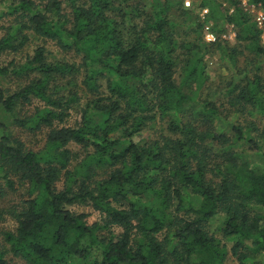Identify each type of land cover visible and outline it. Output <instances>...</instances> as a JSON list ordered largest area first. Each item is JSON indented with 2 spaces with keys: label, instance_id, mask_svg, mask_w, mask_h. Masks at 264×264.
Segmentation results:
<instances>
[{
  "label": "trees",
  "instance_id": "trees-1",
  "mask_svg": "<svg viewBox=\"0 0 264 264\" xmlns=\"http://www.w3.org/2000/svg\"><path fill=\"white\" fill-rule=\"evenodd\" d=\"M183 1L7 5L14 21L0 60L33 34L81 61L50 58L40 45L25 62H0V76L18 80L0 86V179L26 191L0 208V222L17 223L0 237V264L9 252L28 264H227L223 239L239 264H264V43L252 10L264 11V0H223L232 12L200 0L204 17ZM229 23L245 49L205 39ZM246 47L252 58L239 68ZM212 48L231 71L218 84L207 72ZM74 110L82 118L69 125ZM4 115L46 130L44 146L27 147ZM159 122L166 131L135 138ZM74 205L99 218L90 223Z\"/></svg>",
  "mask_w": 264,
  "mask_h": 264
},
{
  "label": "rangeland",
  "instance_id": "rangeland-1",
  "mask_svg": "<svg viewBox=\"0 0 264 264\" xmlns=\"http://www.w3.org/2000/svg\"><path fill=\"white\" fill-rule=\"evenodd\" d=\"M247 2L248 0H244ZM11 2V0H0V37L4 35V33L7 30V27L14 21L13 16L5 15L4 12L6 11L7 5ZM219 2H223V0H219ZM200 0H184L183 4L186 7L194 8L196 12L199 13L202 17H204V14L208 12L207 8H200L199 7ZM244 3V2H243ZM224 7L227 8L229 12H232V5L229 2H223ZM206 10V11H205ZM252 10H256L258 15L261 14V19H258V26L262 29V42L264 43V11L263 9L257 7L256 9L252 7ZM210 27H212V24L209 23ZM211 31L215 35V39L210 40L206 37V33L208 30H205V39L207 41H215L217 37H220L221 39H225L228 41L229 45L231 46H237L240 47V49H245L243 44L239 43V40H237V33L238 28L234 24H225L223 31H212V28H210ZM29 33V32H28ZM45 46L50 52L49 57L52 58L55 56L59 59H66V60H76L77 62H80V57H77L75 53H65L62 49H60L55 42L53 41H47L46 39L39 38L33 34L30 35V40L28 44L25 46L24 50L20 54H13V53H7L1 57V64L5 65L13 58H16L19 62H25L27 55H33L35 50L40 46ZM247 48V47H246ZM252 58V55L247 48L245 51V54H239L238 56V67L243 68L245 67V64L248 63V61ZM207 59V72L211 78V81H213L214 84H218L222 79L229 78L230 77V66H228V63L225 59L222 58V56L218 53V51L215 48H212L209 51V54L206 56ZM264 73V72H263ZM253 75V74H251ZM18 80H16L13 77H1L0 76V86L14 89L17 87ZM86 99H82V103L84 104ZM38 105V101H34L32 105L26 106L23 111H19L18 114H24L25 112L32 113L35 106ZM79 109L81 106H78ZM7 115H4V117ZM9 116V115H8ZM5 119V121L9 124L10 130L12 134L21 140L25 142L27 147L30 149L38 150L41 149L45 142H46V133L47 131L44 130L43 132H32L29 129L21 128L13 123L12 118L9 116ZM82 118L81 110H74L72 111L71 117L68 119L67 124L69 125H77ZM262 126H264V121ZM162 131H166V125H164L162 122H159L155 127L144 130L140 135L136 136V139H146V138H154L157 134H159ZM71 147L74 149V151L78 152L80 154L79 158L84 155L85 152H83L82 148L78 145H71ZM17 190H10L8 189L7 185L5 184L4 180L0 179V208L7 206L10 203H17L26 196V191L23 187L18 186ZM73 210L77 212H87L90 214L88 220L89 222H93L99 218V214L97 211H95L91 206H80V205H74L71 207ZM17 227V223L15 220L11 219L10 217H7L4 221L0 222V237L3 238V233L6 231H14ZM223 242L227 245V258L226 263L227 264H239L235 256L232 254V246L234 244L233 240L230 239H223ZM9 248V245L6 246ZM7 259L9 261V264H28L24 259L20 257L14 256L12 253L7 254Z\"/></svg>",
  "mask_w": 264,
  "mask_h": 264
},
{
  "label": "built area",
  "instance_id": "built-area-1",
  "mask_svg": "<svg viewBox=\"0 0 264 264\" xmlns=\"http://www.w3.org/2000/svg\"><path fill=\"white\" fill-rule=\"evenodd\" d=\"M206 11V10H205ZM258 19H261V14L258 16ZM207 29H208V27H207ZM206 37L208 38V39H210V40H214L215 39V35L211 32V31H207V33H206Z\"/></svg>",
  "mask_w": 264,
  "mask_h": 264
}]
</instances>
